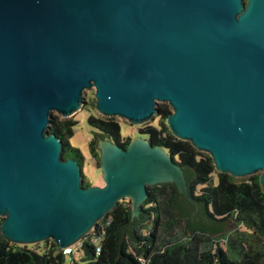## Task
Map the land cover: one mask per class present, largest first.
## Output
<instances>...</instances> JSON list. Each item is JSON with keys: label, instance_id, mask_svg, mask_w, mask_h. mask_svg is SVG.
<instances>
[{"label": "water", "instance_id": "95a60500", "mask_svg": "<svg viewBox=\"0 0 264 264\" xmlns=\"http://www.w3.org/2000/svg\"><path fill=\"white\" fill-rule=\"evenodd\" d=\"M94 89V108L132 125L171 107V134L218 172L259 173L264 193V0H0V233L17 245L73 247L117 202L138 217L147 186L183 169L138 136L97 141L103 184L84 187L48 132ZM234 223H229V227Z\"/></svg>", "mask_w": 264, "mask_h": 264}, {"label": "trees", "instance_id": "16d2710c", "mask_svg": "<svg viewBox=\"0 0 264 264\" xmlns=\"http://www.w3.org/2000/svg\"><path fill=\"white\" fill-rule=\"evenodd\" d=\"M94 104V97L88 96L84 109L88 125L95 130L88 160L99 166L98 139L125 147L132 138L123 140L121 122L101 116ZM157 111L158 124L136 133L173 157L184 171L193 201L180 195L173 183L148 185L141 218L133 221L130 200H120L80 245L72 247L74 252L79 246L76 251L81 252L75 261L73 252L64 254L51 239L42 248L40 244L29 248L5 240L0 233V264H69L67 256L72 264H264V193L259 173L235 178L218 172L207 153L171 134L165 124L167 106L158 104ZM77 123L52 116L48 132L61 140L63 159L78 161L82 185L89 187L93 183L82 171L84 155L69 143ZM231 222L234 226L229 228Z\"/></svg>", "mask_w": 264, "mask_h": 264}, {"label": "rangeland", "instance_id": "374dc122", "mask_svg": "<svg viewBox=\"0 0 264 264\" xmlns=\"http://www.w3.org/2000/svg\"><path fill=\"white\" fill-rule=\"evenodd\" d=\"M93 94H94L93 88L85 90V92L83 93V97H84V101H85L84 106L86 104V98L88 96L94 97ZM159 104H165L167 106L168 110L171 111V107L168 104H166V103H159ZM84 106L82 107L81 110L77 111L75 114H73L70 117L71 119L78 121V123L74 128L73 136L69 139V143L72 146L80 149V151L84 155L85 159H84V163L82 166V171H83V174L85 175V177L91 183H93V185L101 186L103 184V182H102L100 170L97 167L98 165L92 164L88 160L89 159L88 143L92 139L93 133L95 132V130L88 125V122H87L88 112L85 111ZM52 116L63 119V117L61 115L57 114L56 112H53ZM114 118L117 119L119 122H121L120 126H121V135L123 136V140L131 139V138L134 139V138L138 137V134L136 133L137 130L142 129L149 124L150 125H157L159 122V118L157 117V115H155L151 120H149L143 124H137V125H132L127 120H125L123 118H119V117H114ZM233 226H230V227L232 228ZM216 238L218 239V241L221 242L222 236L217 235ZM43 243L44 242H40V243H36V244H32V245H22V246H25V247L27 246L29 248H35L40 244L41 247H39V248H42ZM78 247L79 246H77L76 249H78ZM76 249L73 252V260L74 261L79 260L78 257L81 256V252H77ZM67 262L69 264H72L70 259H69V256H67Z\"/></svg>", "mask_w": 264, "mask_h": 264}, {"label": "built area", "instance_id": "2783aa9c", "mask_svg": "<svg viewBox=\"0 0 264 264\" xmlns=\"http://www.w3.org/2000/svg\"><path fill=\"white\" fill-rule=\"evenodd\" d=\"M91 231H94V228ZM78 245H80V243H78ZM98 250H99V247L97 246V251ZM72 252H73V248L72 247L63 249V253L64 254H69V253H72Z\"/></svg>", "mask_w": 264, "mask_h": 264}, {"label": "flooded vegetation", "instance_id": "af4514ba", "mask_svg": "<svg viewBox=\"0 0 264 264\" xmlns=\"http://www.w3.org/2000/svg\"><path fill=\"white\" fill-rule=\"evenodd\" d=\"M142 206H143V204H142ZM142 206L140 207V208H141V212H140L139 216H138V217H134V218H132L133 221H134V219L138 220V219L141 218V215L144 213V209H145V208H142ZM144 215H145V214H144ZM143 219H145V217H143Z\"/></svg>", "mask_w": 264, "mask_h": 264}]
</instances>
